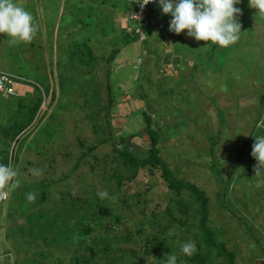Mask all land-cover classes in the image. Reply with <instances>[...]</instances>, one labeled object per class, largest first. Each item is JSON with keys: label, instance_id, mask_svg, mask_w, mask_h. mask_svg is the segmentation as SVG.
Masks as SVG:
<instances>
[{"label": "rangeland", "instance_id": "1", "mask_svg": "<svg viewBox=\"0 0 264 264\" xmlns=\"http://www.w3.org/2000/svg\"><path fill=\"white\" fill-rule=\"evenodd\" d=\"M110 1L117 10L122 9L123 0ZM14 2L31 13L38 31L31 43L17 46H10L9 37L0 34V71L17 82L16 97L0 94V157L16 142L18 159L11 164L19 170L21 180L20 187L6 199L10 208L7 201L0 202L1 264H15V259L17 264L23 260L33 264L37 250L52 245L47 236L40 240L28 236L25 215H39L38 211L50 218L57 216L54 225L58 228L61 221L65 226L59 228L64 241H56L58 249L51 246L55 256H68L75 249L78 254L101 258L91 260L93 264H104L105 258L113 264H165L163 254L165 250L174 254L170 248H179L177 239L194 242L192 234L199 217L194 214L189 192H170L158 165L137 167L134 172L118 167L120 177L117 182L113 178L119 160L112 158L115 148L121 147V136L136 150L138 161L147 156L150 145L141 129L143 111L150 118V128L159 130L155 144L158 161L175 180L203 192L206 226L219 234L217 241L230 253V264H264V169L255 175L257 162L251 156L255 142L251 137L264 136L256 131L257 127L264 131V101L257 118L258 101L264 94V16L250 8L248 0H240L236 7L241 9L237 17L241 33L233 44L236 47L224 56L219 52V57H211V42H203L198 52L194 38L186 32L176 35L168 28H158L155 22L148 28L149 35L142 34L143 41L122 44V29L131 34L125 14L100 9L101 32L88 30L105 38L117 33L118 52L107 62L110 43L103 50L90 34L86 45L99 63L90 61L84 66L65 59L69 42H81V33L87 28L60 20L63 0ZM82 2L87 4L84 11L92 13L97 0H70L66 10H77L84 6ZM82 14L86 13L77 11L76 15L80 18ZM76 15L70 16L71 22ZM107 15L112 26L104 31L108 22L101 20ZM56 35L61 39L58 47ZM35 84L48 89L39 107V123L15 136L10 129L15 128L14 113L17 109L25 112L26 106L38 100ZM107 86L123 97L114 99L105 117ZM89 115L96 118L97 126L111 121L113 142H100L108 137V128L94 130ZM139 130L143 139L136 135ZM90 146L94 150L80 158ZM31 168L42 169V176H32ZM228 178L227 192L222 195ZM101 190L115 199L101 200L97 196ZM29 192L35 193V202L27 200ZM98 202L108 215L93 209ZM80 216L89 229L81 237L72 230ZM242 219L248 221L252 236ZM172 228L176 234L170 236ZM153 233L163 236L161 245L154 244ZM72 238L74 243L68 242ZM104 244L106 257L99 251ZM209 253V264H226L225 256H214V248ZM44 256L43 263H50L49 256ZM64 261L62 264L68 263Z\"/></svg>", "mask_w": 264, "mask_h": 264}, {"label": "trees", "instance_id": "2", "mask_svg": "<svg viewBox=\"0 0 264 264\" xmlns=\"http://www.w3.org/2000/svg\"><path fill=\"white\" fill-rule=\"evenodd\" d=\"M65 2L64 7L60 10L64 11V14L62 13L60 16V20L63 21L64 24L66 23H72V24H78L79 27L82 25L85 26L87 29V31H84L83 33H81V36L84 38V35H86V37L83 39L80 37L81 42L76 43V42H69L70 47L66 50L65 54L66 57L65 59L70 62L73 61V63H83L84 66H88V64L90 65V61H93L95 63H99V61L95 60L94 56H92L91 53V49L88 48V46L86 45V42L89 40V37L93 38L94 40H97L101 46H103V50L106 49V44L110 43V50H106L107 51V62H110V60L117 54L118 52V43L119 42H115L117 41V37L116 34L117 33H110V35L112 34V36L109 37H102L101 35H97L94 33H90L91 31H89L88 29L92 28L94 31L98 30L100 31V25H98V14L101 11L100 9H108L109 12L111 13L112 11L114 12H119V15H123L125 14V22L127 23V26L131 28V34L126 33L124 29H122V37H121V43L122 44H128V43H133L136 42L138 40V35L133 33V28H135L136 22L132 21L129 18V15L133 13V1L134 0H123L124 2L122 3V9L121 10H117L118 8H116V6L114 4H111V1H103V0H97L96 4L93 5V11L92 13H88L85 10V7H87L85 3L82 2V4L84 6H81V8L79 9H75L74 7L68 8V10H66V5L67 2L70 0H63ZM81 0H78V2ZM75 1H71V4L74 3ZM77 3V2H76ZM70 4V5H71ZM69 6V5H68ZM156 8H149L146 7V11L144 13V17L145 18H156V15L154 14ZM77 11H81V13L85 12L86 14H82L80 18L77 17ZM71 15H76V17H72V22L70 21V16ZM55 17V16H53ZM59 17V16H58ZM171 18L169 15H165L162 17H159V20L161 21L162 24V28H169V21ZM109 15L104 16L102 18V22H108V25L106 24L105 26L102 27V30H106L108 28V26H112L111 20L108 19ZM93 22H95L93 24ZM62 23V24H63ZM92 24V25H91ZM148 28H141V32L144 34V36H146L147 34L149 35L150 31L148 30ZM57 30V29H56ZM51 31V30H50ZM49 31V32H50ZM101 32V31H100ZM65 33V32H64ZM91 34V35H90ZM88 35H90L89 37H87ZM85 41V42H84ZM111 41V42H110ZM143 41V40H141ZM140 41V42H141ZM54 44L56 47H58L60 44L59 42H61V39L59 38V35L55 36L54 39ZM195 45H196V49L199 52V49L201 48V46H203V42H198L194 39ZM118 44V45H117ZM114 45L116 47H114ZM180 46V45H179ZM178 46V48H179ZM236 46H234L233 44L229 45L228 47H220L216 44H209L208 45V49H209V56L211 55L214 56V54L216 56L217 53H219L220 55L224 56V53L226 51H228L229 48H234ZM177 48V49H178ZM41 49V48H37V51ZM59 52V50L56 51V53ZM39 54V53H38ZM37 54V56H39ZM105 56V55H104ZM222 56V58H223ZM74 57H77L74 59ZM219 57V56H218ZM221 57V56H220ZM82 59V60H81ZM58 63V62H57ZM93 65V63H92ZM49 70L47 71L48 74ZM107 73H105L106 76ZM131 75V74H130ZM132 76V75H131ZM35 87L38 91L39 94V98L38 100L35 102V104H33L30 107H25V112H20L19 109H17V111L14 113L15 115V119H14V124L13 126L15 128L10 127L11 130H13L16 134L15 136L19 135L22 131H25L27 128H31L34 127L36 125V122L39 121V113H40V105L43 103V101L45 100V97L48 95V89L47 88H43L41 89L39 86H37L35 84ZM107 92H106V103L103 105V110L105 112V117H108V108L109 105L112 104L114 102V99L118 98V97H123L122 95H117L114 92H111V89L109 90V86H107L106 88ZM263 101H264V94H262L259 98L258 101V107H259V111H257L258 114V119H260L261 117V108L263 105ZM47 107V105H45ZM147 108L150 107L149 105L146 106ZM90 109V108H89ZM90 112H93L92 109L89 110ZM141 114V121H142V131L143 133L147 136V140L149 142V149L146 152L147 156L144 158L143 161H138L137 159V155H136V150H132V146H130L128 143L124 142V138L121 136L119 138V143L121 145L120 148H115L116 151V156H113L114 158L113 161L117 162L119 160V163L117 165V168L114 169V171L116 172V176H113V178H115L116 182L120 177V172H119V168H121L123 171H135V169L137 167H143L145 165L153 166V165H158L161 168L160 171V177L162 180H164L167 184V188L169 189L170 192L173 193H179V191L181 189H186L189 192V201L192 202L195 205V209H194V214L198 215V223L196 225V228L194 230V233L192 234V238L194 240L195 246H196V253L192 256V257H187L184 256L182 254H180L179 252V248H170L171 252H174V254L177 255L178 257V261L177 264H180L182 262V264H209L211 262L210 260V249L214 248L215 249V253L214 256L218 257V256H225L227 258V261L225 262L226 264H230L231 262V257H230V253H228L225 249L224 246L221 242L217 241V236L219 235L216 231H212L210 230L207 226H206V215H205V209L204 206L206 204V198L204 197L203 192L199 191L197 188H195L192 185L189 184H185L181 181H177L174 179L173 176H171V173L165 169V166L158 161L157 159V149L155 148V144L158 140V128H155L154 130L152 128H150L149 123H150V118L145 114V111H143ZM7 115V113H6ZM89 121L92 124V128L94 130H98L99 131L102 130V132L105 131L106 128H108V137L104 138L102 140H100V142H106L108 140H111L113 142V138H112V134L110 132V125H111V121L107 122L105 121V123L102 125H98L96 124L97 120L95 117H91L90 115L88 116ZM220 120H222V118H220ZM140 121V122H141ZM39 123V122H38ZM37 123V124H38ZM256 124H258V122H255ZM10 129L8 131H10ZM257 133L263 134L264 131L260 128L257 127L256 129ZM138 137H142L141 136V130L138 131V133L136 134ZM259 135V134H258ZM14 136V135H13ZM14 136V137H15ZM254 141V139L257 138L256 135L251 137ZM143 139V137H142ZM16 140V139H15ZM14 142V140H13ZM213 144V143H212ZM16 145V142L13 143L11 149L9 146L8 151L3 152L4 155H2L0 157V163L3 164H8V163H12L13 160H17L18 157L16 155V152L14 150V147ZM114 146V144H113ZM79 147H82L81 145V141H79ZM245 147V146H244ZM243 147V149H244ZM94 150V146H90L89 148H86L85 152H83L82 154L79 155L80 158H82L83 156H88V154ZM78 157V159H79ZM119 167V168H118ZM148 167V169H149ZM229 178L224 182L221 191H222V195H225V193L227 192V187H228V181ZM118 185V184H117ZM7 201V202H6ZM6 206L8 207V209L10 208L9 205V201L6 200ZM97 208V211L99 214H103V215H108L109 212L106 210V208H99V202L95 205H93V209ZM166 212L170 215L169 213V208L166 209ZM39 215L37 214V212H31L28 213L27 215H25L26 217V226L25 227H29L27 230V232L29 233L28 236L32 239L36 238V239H46L49 238L51 244L55 247V249H58L57 246V242L58 240H63V233H59L60 227H65L62 224V221L59 223V228L54 225L55 223V219L57 218V216H55V218L53 216H51V219L48 215H44V213H41L40 211H38ZM39 219H42L41 222H39ZM78 219H80L79 221H76L75 224L72 225V230L74 231V233H76L75 235L78 236H83L87 231H89V229L83 225V218L80 216ZM61 220H64V218H62ZM243 224L245 225V229L246 232H248V234L251 235V228L248 224V221L245 219H242ZM58 231H56V230ZM72 233V231H70ZM65 233V232H64ZM22 235H25L22 232ZM126 236V235H125ZM150 238L153 240L155 245H161L163 236L158 234V236H156L155 233L150 234ZM252 236V235H251ZM38 237V238H37ZM39 239V240H40ZM74 238H72L70 241L68 242H73L74 243ZM150 244V243H148ZM52 245H47L46 250H37L38 252H36L35 254H37L36 256H38L39 261H37V258L32 259V263L33 264H44L43 263V258L46 256H49L50 258V263L47 264H62V262L65 263L64 260L68 261L67 264H93V262H91V260L97 259L100 260L101 258H93V254H88V255H81L78 254L77 251L75 249H73L70 254L68 256H64V254L60 253L59 256H55L53 254V252L51 251V246ZM50 246V247H49ZM50 248V250H49ZM90 249V247H89ZM173 250V251H172ZM9 251V250H7ZM7 254H9V252H7ZM99 251H101L102 254L105 253L106 251V246L104 245H100L99 246ZM90 252V251H89ZM168 253L167 250H165L164 255V262L166 260L165 255ZM106 257V253L103 255ZM61 258V259H60ZM37 259V260H36ZM104 264H113L112 262H109L107 260V258L102 259ZM3 261V259L1 260ZM26 263V262H25ZM95 263V262H94ZM15 264H17V260L15 259ZM19 264H24V260L22 262H20ZM115 264H119V263H115ZM134 264V263H132ZM212 264H218V263H212Z\"/></svg>", "mask_w": 264, "mask_h": 264}, {"label": "clouds", "instance_id": "3", "mask_svg": "<svg viewBox=\"0 0 264 264\" xmlns=\"http://www.w3.org/2000/svg\"><path fill=\"white\" fill-rule=\"evenodd\" d=\"M153 2L159 5L162 14L171 17L168 30L176 35L186 32L188 37L198 42H205V44L211 42L225 48L236 43L240 38L241 24L237 17L241 15V9L236 7L240 0H142L139 4L143 9ZM248 4L250 8L264 16V0H248ZM33 20L31 13L16 4L14 0H0V34L9 37L10 46L28 44L33 41L38 31ZM254 141L251 156L257 163L253 170L255 175H259L261 169H264V136ZM29 172L34 177H40L43 174L40 168H31ZM20 185L19 170L11 163H0V200L8 199ZM97 196L101 200L115 199L107 190L98 191ZM26 197L29 202L36 200V195L32 192L27 193ZM175 234V228L169 230L170 236ZM175 243L179 247L180 254L184 256L192 257L196 253L195 243L190 240L181 242L177 239ZM165 257V264H177L176 254L167 253Z\"/></svg>", "mask_w": 264, "mask_h": 264}, {"label": "built area", "instance_id": "4", "mask_svg": "<svg viewBox=\"0 0 264 264\" xmlns=\"http://www.w3.org/2000/svg\"><path fill=\"white\" fill-rule=\"evenodd\" d=\"M142 0H134L133 1V13L129 15V18L132 21L136 22V26L134 28V34H137L139 36V39L142 37L141 28L147 27L152 22H155V25L158 28H162L161 21L159 20V17L165 16L162 14L161 9L159 5L155 2L149 3L146 5L143 9H141L140 4ZM146 7L149 8H156L154 11V14L156 15V18H145L144 13L146 11ZM142 39V38H141ZM17 82L15 81L14 77L0 71V94L3 96L11 97L16 96V92L14 90V85ZM6 200H0V202H5ZM1 256H0V264H1Z\"/></svg>", "mask_w": 264, "mask_h": 264}]
</instances>
